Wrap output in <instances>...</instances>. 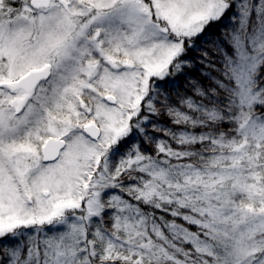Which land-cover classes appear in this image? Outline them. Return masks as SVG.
Returning a JSON list of instances; mask_svg holds the SVG:
<instances>
[{
    "label": "snow or ice",
    "instance_id": "6c2138e0",
    "mask_svg": "<svg viewBox=\"0 0 264 264\" xmlns=\"http://www.w3.org/2000/svg\"><path fill=\"white\" fill-rule=\"evenodd\" d=\"M0 264H264V0H0Z\"/></svg>",
    "mask_w": 264,
    "mask_h": 264
},
{
    "label": "trees",
    "instance_id": "16d2710c",
    "mask_svg": "<svg viewBox=\"0 0 264 264\" xmlns=\"http://www.w3.org/2000/svg\"><path fill=\"white\" fill-rule=\"evenodd\" d=\"M189 75H191L194 79L200 80L202 83L205 84V86H207L208 81L203 78V76L201 75L200 71H197L196 69H193V70L190 71ZM185 83H186V81H184L183 78H182L181 79V85L183 86ZM181 90H183V88H181Z\"/></svg>",
    "mask_w": 264,
    "mask_h": 264
}]
</instances>
